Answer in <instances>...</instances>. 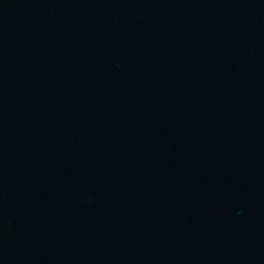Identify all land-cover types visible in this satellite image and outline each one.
<instances>
[{
	"label": "water",
	"instance_id": "obj_1",
	"mask_svg": "<svg viewBox=\"0 0 264 264\" xmlns=\"http://www.w3.org/2000/svg\"><path fill=\"white\" fill-rule=\"evenodd\" d=\"M0 264H264V0H0Z\"/></svg>",
	"mask_w": 264,
	"mask_h": 264
}]
</instances>
